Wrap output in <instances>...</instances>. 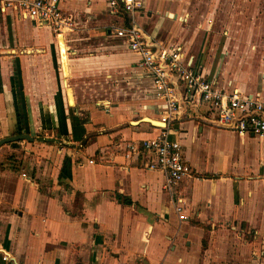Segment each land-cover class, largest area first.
Masks as SVG:
<instances>
[{
    "label": "crops",
    "instance_id": "crops-1",
    "mask_svg": "<svg viewBox=\"0 0 264 264\" xmlns=\"http://www.w3.org/2000/svg\"><path fill=\"white\" fill-rule=\"evenodd\" d=\"M104 5L61 0L75 24L62 36L0 8V142L34 140L0 147V264H264V141L202 109L148 123L165 104L117 37L127 18ZM149 6L134 17L146 35L181 45L225 90L264 98V11H223L205 29L202 15L193 26L194 14ZM167 128L194 173L171 193L147 156L127 157Z\"/></svg>",
    "mask_w": 264,
    "mask_h": 264
},
{
    "label": "built area",
    "instance_id": "built-area-1",
    "mask_svg": "<svg viewBox=\"0 0 264 264\" xmlns=\"http://www.w3.org/2000/svg\"><path fill=\"white\" fill-rule=\"evenodd\" d=\"M145 1L106 0V4L110 15L131 18L130 23L114 30L117 37L128 42L140 67L151 78L157 97L164 102L166 112L161 122L168 127L186 110L202 109L213 126L241 138L264 141V98L225 90L186 61L181 45L164 48L146 35L134 21L135 15L144 11ZM0 8L15 11L21 18L51 29L56 36L75 29L74 18L64 13L61 0H0ZM127 152L130 159L147 156L146 167L165 175V190L170 193L194 174L185 161L182 145L170 139L168 128L153 139L129 144Z\"/></svg>",
    "mask_w": 264,
    "mask_h": 264
},
{
    "label": "rangeland",
    "instance_id": "rangeland-1",
    "mask_svg": "<svg viewBox=\"0 0 264 264\" xmlns=\"http://www.w3.org/2000/svg\"><path fill=\"white\" fill-rule=\"evenodd\" d=\"M62 0V5H63ZM106 8V0H104ZM179 11L184 17H195L192 25L196 23L198 16L202 15L204 19L201 21L206 28H210L212 23L218 26H223V11H264V0H150L148 11ZM199 14H195V13ZM190 25V24H189ZM211 29V28H210ZM221 35L227 38V35L222 32ZM213 34L206 36L204 44L207 43V51L213 43ZM255 40V36L253 35ZM258 41L260 39H257ZM264 41V36L261 39ZM19 133L22 134V131ZM17 135V134H16ZM23 141L22 143H26ZM26 146V144H25Z\"/></svg>",
    "mask_w": 264,
    "mask_h": 264
},
{
    "label": "water",
    "instance_id": "water-1",
    "mask_svg": "<svg viewBox=\"0 0 264 264\" xmlns=\"http://www.w3.org/2000/svg\"><path fill=\"white\" fill-rule=\"evenodd\" d=\"M148 123H154V125L156 127H158L159 129H165L166 128V125L161 123L160 121H148ZM163 124L164 127L162 126H159L158 124ZM21 141H29V142H33V138H31L30 136L28 135H18V136H13V137H10V138H7L5 140H2L0 142V147L4 146L5 144H10V143H15V142H21Z\"/></svg>",
    "mask_w": 264,
    "mask_h": 264
},
{
    "label": "bare ground",
    "instance_id": "bare-ground-1",
    "mask_svg": "<svg viewBox=\"0 0 264 264\" xmlns=\"http://www.w3.org/2000/svg\"><path fill=\"white\" fill-rule=\"evenodd\" d=\"M63 53H64V52H63ZM63 56H65V55H63ZM65 58H66V57H65ZM65 63H67V62H65ZM63 64H64V62H63ZM66 65H67V64H65L64 67H65L66 70H68V69L66 68V67H67ZM72 98H73V97H72ZM70 101H71V100H70ZM72 101H73V100H72ZM72 103H73V102H72ZM158 125L164 127L163 124H160V123H159Z\"/></svg>",
    "mask_w": 264,
    "mask_h": 264
},
{
    "label": "trees",
    "instance_id": "trees-1",
    "mask_svg": "<svg viewBox=\"0 0 264 264\" xmlns=\"http://www.w3.org/2000/svg\"><path fill=\"white\" fill-rule=\"evenodd\" d=\"M127 22L130 23L131 22V18L129 16H127ZM21 116V115H20ZM13 134H15V132H12Z\"/></svg>",
    "mask_w": 264,
    "mask_h": 264
}]
</instances>
